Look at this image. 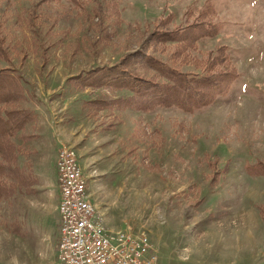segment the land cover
I'll return each mask as SVG.
<instances>
[{"label": "rangeland", "instance_id": "374dc122", "mask_svg": "<svg viewBox=\"0 0 264 264\" xmlns=\"http://www.w3.org/2000/svg\"><path fill=\"white\" fill-rule=\"evenodd\" d=\"M82 2L0 0L8 67L36 113L26 128L33 137L16 138L18 162L36 183L30 193L16 185L0 197V264L56 262L58 144L79 154L102 224L145 232L155 264H264V176L245 169L264 163V0ZM100 4L117 14H92ZM168 14L173 27L215 17L217 34L179 58L181 69L197 71L212 67L216 48H227L237 75L209 106L143 111L124 106L120 90L68 82L143 48ZM145 49L170 60L172 44ZM103 95L117 99L95 114L84 109L85 100Z\"/></svg>", "mask_w": 264, "mask_h": 264}, {"label": "trees", "instance_id": "16d2710c", "mask_svg": "<svg viewBox=\"0 0 264 264\" xmlns=\"http://www.w3.org/2000/svg\"><path fill=\"white\" fill-rule=\"evenodd\" d=\"M68 1L79 8L83 7V0ZM115 9L108 11L103 4L93 5L92 14H117ZM203 16L201 14L173 27V20L168 14L158 26H154L144 46L149 44L151 49L163 52L167 45L172 44L170 60L166 54L156 56V52L147 51L143 46L110 66H95L80 72L70 77L68 82L79 88L120 90L125 95L120 99L124 106L143 111L157 107L194 111L209 106L218 94L227 90L237 74L230 64L225 46L216 48L215 53L211 52L212 67L197 71L181 69L179 58L185 61L187 50L193 49L198 39L213 37L218 32L214 15H207L209 18ZM4 43L3 30L0 29V62L7 63V67L0 66V197L12 195L16 185L25 186L23 192L30 193L34 191L32 186L36 183L30 167L26 169L18 162L20 145L16 142V138L26 142L33 137L34 134L27 133L26 128L30 124L33 126L36 113L24 105L27 93L23 80L14 69L8 67L11 59ZM116 99L103 95L85 100L83 107L95 114V111L109 107ZM245 169L250 174L264 176L262 162L249 163Z\"/></svg>", "mask_w": 264, "mask_h": 264}, {"label": "built area", "instance_id": "2783aa9c", "mask_svg": "<svg viewBox=\"0 0 264 264\" xmlns=\"http://www.w3.org/2000/svg\"><path fill=\"white\" fill-rule=\"evenodd\" d=\"M59 240L55 264H155L149 237L130 228H106L89 200L76 149L61 144L56 158Z\"/></svg>", "mask_w": 264, "mask_h": 264}, {"label": "crops", "instance_id": "0c3cea01", "mask_svg": "<svg viewBox=\"0 0 264 264\" xmlns=\"http://www.w3.org/2000/svg\"><path fill=\"white\" fill-rule=\"evenodd\" d=\"M37 118H38V115H37ZM59 146H60V145L58 144V148H59ZM78 155H79V154H78ZM54 262H55V261H54Z\"/></svg>", "mask_w": 264, "mask_h": 264}]
</instances>
